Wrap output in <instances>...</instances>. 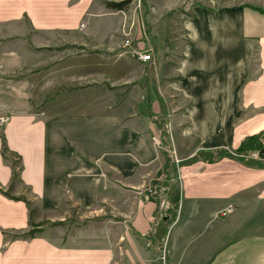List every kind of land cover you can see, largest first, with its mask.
I'll list each match as a JSON object with an SVG mask.
<instances>
[{"label":"crops","instance_id":"1","mask_svg":"<svg viewBox=\"0 0 264 264\" xmlns=\"http://www.w3.org/2000/svg\"><path fill=\"white\" fill-rule=\"evenodd\" d=\"M205 1L171 77L153 84L136 70L141 42L111 59L43 53L67 34L89 42L93 0H0V134L23 164L10 193L37 209L0 192V264H264V147L248 150L255 165L182 164L264 130V0ZM169 114L176 147L194 142L172 158L158 126ZM11 181L0 136V185ZM73 200L86 215L54 223ZM36 214L53 223L38 229Z\"/></svg>","mask_w":264,"mask_h":264},{"label":"rangeland","instance_id":"2","mask_svg":"<svg viewBox=\"0 0 264 264\" xmlns=\"http://www.w3.org/2000/svg\"><path fill=\"white\" fill-rule=\"evenodd\" d=\"M121 2L125 1L123 10H114L107 7L105 2ZM233 0H223V2H232ZM238 1V0H236ZM205 0H93L92 6L89 8L87 20L94 19V24H90L91 28L88 29L89 42L85 36L78 33L75 37L74 34H67L63 38L50 39L51 49H45L43 53L52 56L54 59L64 57L67 54L73 58L78 56L79 53L84 54H110L111 52H129L132 56L131 46H135L136 42H141L144 46L142 52L150 51L153 53V59L147 64V67L141 65L136 66L138 72H143L147 75L148 83L159 84L160 81L169 80V74L174 72V68L179 63L180 58L183 56L184 48L190 37V30L187 26L188 16L192 14V8L198 3H204ZM95 23H97L95 25ZM87 43L84 44L83 39ZM91 38L97 43H91ZM127 39H131L130 46H124ZM71 41L72 43H66ZM84 44V45H82ZM59 48H64L60 50ZM83 56H81L82 58ZM112 56L109 58L111 59ZM119 59L114 66L107 67L106 72L112 77L120 76L123 72L129 69L128 60ZM154 61V62H153ZM153 80H152V79ZM170 113V111H169ZM172 114H169L164 119L158 118V126L163 128V135L166 136L164 141L165 151H168L170 158L177 157V151L182 148L189 149L194 146V142L181 140L179 148L176 147L174 125L171 123ZM166 122V123H165ZM174 135V136H173ZM264 141V137L261 138ZM220 151H205L201 153L204 158H209L210 154H216ZM223 152V151H221ZM256 156L252 157L251 155ZM179 157V155H178ZM250 159H259V155L255 152L248 153ZM178 160V159H177ZM260 164V163H259ZM260 166H264L263 163ZM11 194V193H10ZM12 196H21L24 194L16 195L12 192ZM65 221H55L54 223L73 224L78 223L80 217L86 215L84 209L74 200L67 202L65 207L60 211ZM65 213V214H64ZM70 214V215H66ZM56 218H60L56 216ZM85 219V218H84ZM36 222L44 226H39L42 229L52 222L49 217L36 214ZM74 225V224H73ZM39 231V230H38ZM164 257L166 255L164 254Z\"/></svg>","mask_w":264,"mask_h":264},{"label":"trees","instance_id":"3","mask_svg":"<svg viewBox=\"0 0 264 264\" xmlns=\"http://www.w3.org/2000/svg\"><path fill=\"white\" fill-rule=\"evenodd\" d=\"M108 8L114 9V10H123L124 5L126 4L125 1L121 2H105ZM50 49V48H47ZM61 49V48H59ZM2 139V156L3 159L9 163L12 169V181L11 184L7 189H5L3 186L0 185V192L7 196L10 199L23 201L26 203L27 207L30 210V218H32L33 215L36 213V208L34 207V203L30 200H28L25 196H12L10 194V191L13 189L14 184L21 181V172L23 169L22 159L21 157L11 151L7 145V141L5 138V135L3 133L0 134ZM264 137V130L251 135L247 136L241 143V145L233 150V151H223L216 154H210L209 158H204L201 156V153L198 155L193 156L191 159L184 161L183 165L193 164L198 161H203L207 163H215L223 158H230L237 160L239 162H242L247 165H255V162L251 161L247 157L248 150H259L260 148L264 147V141L261 142V138ZM169 156V155H168ZM170 160V159H169ZM32 224V222H31ZM36 233L33 231H29L27 233L19 234V233H5V235L12 237V239H16L19 237H33Z\"/></svg>","mask_w":264,"mask_h":264},{"label":"built area","instance_id":"4","mask_svg":"<svg viewBox=\"0 0 264 264\" xmlns=\"http://www.w3.org/2000/svg\"><path fill=\"white\" fill-rule=\"evenodd\" d=\"M132 43L131 39H127L124 43V46H130ZM135 57L141 61L142 63L148 64L152 61L153 59V53L150 51H136L134 52ZM2 121H5L3 118L1 119ZM252 157L256 156L255 154L251 155ZM248 157V155H247ZM236 206L234 203H229L227 204L223 209L218 211V214L222 217H225L229 214H231L235 210Z\"/></svg>","mask_w":264,"mask_h":264},{"label":"bare ground","instance_id":"5","mask_svg":"<svg viewBox=\"0 0 264 264\" xmlns=\"http://www.w3.org/2000/svg\"><path fill=\"white\" fill-rule=\"evenodd\" d=\"M154 62V61H153Z\"/></svg>","mask_w":264,"mask_h":264}]
</instances>
